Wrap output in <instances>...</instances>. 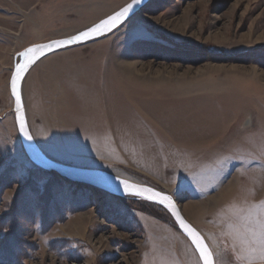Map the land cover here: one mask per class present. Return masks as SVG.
Instances as JSON below:
<instances>
[{"label":"rangeland","instance_id":"374dc122","mask_svg":"<svg viewBox=\"0 0 264 264\" xmlns=\"http://www.w3.org/2000/svg\"><path fill=\"white\" fill-rule=\"evenodd\" d=\"M132 1L0 0V264H151L157 225L175 235L167 263L201 264L167 210L47 172L17 135L6 80L21 51ZM21 96L48 160L165 193L214 264H264V0H150L34 62Z\"/></svg>","mask_w":264,"mask_h":264},{"label":"water","instance_id":"95a60500","mask_svg":"<svg viewBox=\"0 0 264 264\" xmlns=\"http://www.w3.org/2000/svg\"><path fill=\"white\" fill-rule=\"evenodd\" d=\"M150 0H140L139 3H136L135 0H133L130 4L133 5V9L132 11L128 14V16L126 18H124L122 20V22L118 23L115 27H113L112 29H105L103 31H100L98 33H91V29L96 27L93 26L83 32H90V35L85 38V39H81V40H73V37L77 36V35H81L83 32L78 33L77 35L74 36H70V37H66V38H60V39H54V40H50L47 42H43V43H39L33 46H30L26 49H24L23 51H21V53L19 54V58H18V63L17 65L14 66V68L11 71L10 77H9V81H8V88H9V95L12 99V110L14 113V121H15V126H16V130H17V135L19 137V140L21 142V145L28 157V159L37 167L47 171V172H53L55 174H58L61 178L75 183V184H85V185H91L96 187V189L98 190H102L105 191L109 194H112L114 196L117 197H124L127 195H132L129 194L127 192H125L123 186L119 183V181L123 180L126 181L120 177L114 176L110 173L107 172H100V171H92V170H86V169H80V168H75L72 166H66V165H61L55 162H52L50 160H48L43 153L41 152V150L39 149V147L37 146V144L35 143L29 128H28V124H27V120H26V114H25V110L23 107V103H22V96H21V83H22V79L23 76L26 72V70L36 61L40 60L41 58L52 54L56 51L71 47L75 44L84 42L86 40H89L93 37L99 36L101 34L107 33L111 30H113L114 28H116L117 26L121 25L123 22H125L127 19H129L131 16H133L139 9H141L144 5H146ZM130 4H128L127 6H129ZM126 6V7H127ZM125 8V7H124ZM123 8V9H124ZM123 9H121L120 11H122ZM119 11V12H120ZM118 12V13H119ZM117 14V13H116ZM109 19V18H107ZM106 20V19H105ZM104 21V20H103ZM101 21V23L103 22ZM100 24V23H99ZM98 24V25H99ZM63 41H72L71 43H61ZM29 48H33V49H37L38 51L34 52V53H28V56L26 57L24 54L28 52ZM31 60V62H29ZM29 64L28 67H26L24 69V71L20 72V79H18L16 81V85H15V91L13 90V85H12V81L16 76L17 73V69L19 66L25 65V64ZM17 96H19V100L17 99ZM23 122V128L21 127V123ZM25 132L28 133V135H30L32 137L31 140H28L25 137ZM128 182L130 185H133L134 187H140V188H147V189H152L153 191L156 192H160L158 190H155L153 188L147 187V186H143L134 182H130V181H126ZM162 195H166L163 192H160ZM151 195V193H145L144 195L141 196H137V195H132L135 197H139L142 198L148 202H151L153 204H156L162 208H164L165 210H167L169 212V214L171 215L174 223L176 224L178 230L183 234V236L190 242V244L192 245L193 249L195 250L201 264H203L202 259L200 258V254L198 252V250L196 249L195 245L192 243L191 237L188 236V234L185 232V230L180 226L179 221L177 220V215H179L186 224H188L193 230H195L200 237L202 238V240L204 241V244L207 246V248L209 249V251L212 254V258L214 261V257H213V253L211 251V249L209 248V246L207 245L204 237L202 236V234L195 229L191 224H189L187 222V220L183 217V215L181 214V211L178 207V205L175 203V201L173 199L172 200V204L174 205V210H175V214L173 211L172 207H169L167 205V202H165L164 204H161L158 202V198L149 200L146 199V196ZM168 196V195H167Z\"/></svg>","mask_w":264,"mask_h":264},{"label":"snow or ice","instance_id":"6c2138e0","mask_svg":"<svg viewBox=\"0 0 264 264\" xmlns=\"http://www.w3.org/2000/svg\"><path fill=\"white\" fill-rule=\"evenodd\" d=\"M135 2L139 3L140 0H135ZM132 9H133V5L130 4L129 6L125 7L119 13L111 16L109 19L104 20L102 23H100L96 27L92 28L91 33H98V32L103 31L105 29H109V30L112 29L118 23L122 22V20L128 16V14L132 11ZM89 35H90V32L86 31V32H83L81 35H77V36L73 37V40L78 41L81 39H85ZM71 42L72 41H63L61 43H71ZM36 51H38V50L33 49V48H29L28 52L25 53L24 55L27 57L28 53H34ZM29 62H31V60ZM28 66H29V64L26 63L25 65L18 67L16 76L12 81L14 91H15L16 81L18 79H20V72L24 71V69ZM17 99L19 100V96H17ZM21 127L23 128V122L21 123ZM25 137L28 140L32 139V137L30 135H28L27 132H25ZM119 183L123 186L125 192L132 194V195L141 196V195H144L145 193H151V195L146 196L145 198L149 199V200L158 198V202L161 204H164L165 202H167V205L169 207L173 208V211L175 214L174 205L172 204V200L170 199L169 196L162 195L160 192L153 191L152 189L134 187L133 185H130L128 182L123 181V180L119 181ZM177 220L179 221L180 226L188 234V236L191 237L192 243L195 245L196 249L198 250V252L200 254V258L203 261V264H214L212 254L209 251V249L207 248V246L204 244V241L202 240L200 235L195 230H193L188 224H186L185 221L179 215H177ZM258 228H259L258 234L256 233L255 230H253V232H252L253 242L254 243L258 242L261 245L262 249H264V220H262L258 224Z\"/></svg>","mask_w":264,"mask_h":264},{"label":"bare ground","instance_id":"6f19581e","mask_svg":"<svg viewBox=\"0 0 264 264\" xmlns=\"http://www.w3.org/2000/svg\"><path fill=\"white\" fill-rule=\"evenodd\" d=\"M43 59V58H42ZM17 63H18V61H17ZM17 65V64H16ZM8 77V76H7ZM7 84H8V78H7V80H6V88H8V86H7ZM10 106H11V101H10ZM149 154V153H148ZM152 162V161H151ZM111 173V172H110ZM111 174H113L114 176L115 175H117L118 173L117 172H113L112 171V173ZM87 187V186H86ZM259 189V188H258ZM263 193V192H262ZM252 196V195H251ZM254 196V195H253ZM253 196L251 197V199L253 198ZM222 202H224V199L223 200H221V202L219 203V204H221ZM261 203V202H260ZM259 204V203H258ZM261 205H264V204H261ZM219 206L217 205L216 206V209L218 208ZM180 208V207H179ZM263 208H264V206H263ZM264 210V209H263ZM217 212V211H216ZM182 213H183V215H184V217H187L188 218V215H187V213L185 212V207L182 209ZM77 219H78V216L76 217ZM186 218V219H187ZM76 220V219H75ZM74 220V221H75ZM79 220V219H78ZM262 220H264V217L263 216H261L260 217V215L258 216V219H257V221H258V223H259V221L261 222ZM77 222H80V220L79 221H77ZM84 222V221H83ZM75 223H76V221H75ZM69 225H73L71 222L70 223H68ZM83 224V223H82ZM73 227V226H72ZM151 229V232H152V234H153V236L157 239V241L158 242H160V244L163 246V250L161 251V252H159V253H157V254H155L156 256H155V258L151 261V264H169V263H167L168 262V260L166 259V257L165 256H168L166 253L169 251V247H167V244H168V241L171 239L172 240V238H173V236L175 237V235L173 234V233H171V231H169L168 229H166V228H164L163 226H156V227H153V228H150ZM83 236V235H82ZM179 241V240H178ZM180 242L182 243V244H184L181 240H180ZM181 251L182 250H180V249H178V252H176L178 255H180V257L183 259V260H185V258H184V256H183V254L181 253ZM183 252V251H182ZM169 253V252H168ZM186 256H187V254H185ZM263 258H264V255L262 256ZM215 260V259H214ZM143 264H145V262H143Z\"/></svg>","mask_w":264,"mask_h":264},{"label":"crops","instance_id":"0c3cea01","mask_svg":"<svg viewBox=\"0 0 264 264\" xmlns=\"http://www.w3.org/2000/svg\"><path fill=\"white\" fill-rule=\"evenodd\" d=\"M54 40V39H53ZM8 80H9V78H8ZM7 86H8V84H7ZM11 106H12V103H11Z\"/></svg>","mask_w":264,"mask_h":264}]
</instances>
